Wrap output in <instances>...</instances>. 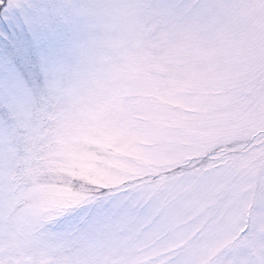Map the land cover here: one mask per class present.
Here are the masks:
<instances>
[{"label":"snow or ice","instance_id":"snow-or-ice-1","mask_svg":"<svg viewBox=\"0 0 264 264\" xmlns=\"http://www.w3.org/2000/svg\"><path fill=\"white\" fill-rule=\"evenodd\" d=\"M253 38L264 53V0H0V264H155L136 242L172 213L129 196L126 185L103 190L101 206L71 227L33 211L24 192L42 167L51 117L132 127L141 115L155 119L148 93L193 80L218 89L210 104L229 114L256 111L264 107V54L259 77L231 75ZM246 147L239 161L213 149L221 163L204 184L264 178V130ZM237 165L243 175H233ZM251 196L248 236L247 225L237 235L188 213L181 227L198 245L200 264H264V189ZM163 255L167 264H187L182 246Z\"/></svg>","mask_w":264,"mask_h":264},{"label":"clouds","instance_id":"clouds-1","mask_svg":"<svg viewBox=\"0 0 264 264\" xmlns=\"http://www.w3.org/2000/svg\"><path fill=\"white\" fill-rule=\"evenodd\" d=\"M210 90L207 83L193 80L178 86H160L148 93L145 99L151 104L155 119L141 115L134 126H121V133L110 139V147L92 149L108 159L122 161V166L89 171V180H81L77 168L52 172L43 166L24 192L33 211L44 219L59 217L52 221L58 229L71 227L101 206L103 202L96 198L103 190L118 192L126 185L132 189L129 196H147L172 213L158 231L136 242L145 247L147 259L155 264H167L171 257L163 254L178 246H182L187 264H200L198 245L189 242L190 235L185 238L181 227L186 225L188 213H202L212 223L237 235L241 226L247 225L249 232L245 236L250 235L256 212L251 191L264 189V178L252 185H205L203 181L205 174L214 176L213 165L221 163L213 161V149H217L215 155L225 153L236 161L248 154L246 146L251 136L264 130V107L257 109L254 121H247L244 116L228 119L225 127L230 131L213 134L215 126L200 103ZM51 119V129L46 130L47 144L50 152H59L62 148L57 138L66 131L64 125L74 118L69 114L59 121L56 117ZM232 173L243 175L244 171L237 165ZM209 190L210 198L203 195Z\"/></svg>","mask_w":264,"mask_h":264},{"label":"rangeland","instance_id":"rangeland-1","mask_svg":"<svg viewBox=\"0 0 264 264\" xmlns=\"http://www.w3.org/2000/svg\"><path fill=\"white\" fill-rule=\"evenodd\" d=\"M262 54L264 53L261 51L260 42L256 38L248 40L234 62L231 75L238 80L259 77ZM201 82L207 83L211 88L206 95L201 97L200 103L210 105L206 113L210 122L215 126L213 134L217 131L229 132L230 129L225 127V121L228 119H239L244 116L245 120L254 121L257 118V110L249 112L234 110L229 114L225 109L210 104L211 100L221 93L207 81L201 80ZM245 113H247L246 116ZM122 125L111 122H87L73 119L64 125L66 131L57 138V143L61 146L62 151L50 152L49 146L46 144L43 150L44 154L40 158L42 167L38 170L37 176L40 175L45 165L52 172L57 169L66 170L69 167L77 168L80 170L79 178L81 180H89V171L100 170L101 167H121L122 161L108 159L92 149L110 147V139L121 133Z\"/></svg>","mask_w":264,"mask_h":264}]
</instances>
